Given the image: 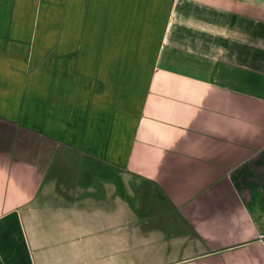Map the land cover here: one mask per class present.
<instances>
[{
  "label": "crops",
  "instance_id": "0c3cea01",
  "mask_svg": "<svg viewBox=\"0 0 264 264\" xmlns=\"http://www.w3.org/2000/svg\"><path fill=\"white\" fill-rule=\"evenodd\" d=\"M0 264H264V0H0Z\"/></svg>",
  "mask_w": 264,
  "mask_h": 264
},
{
  "label": "rangeland",
  "instance_id": "374dc122",
  "mask_svg": "<svg viewBox=\"0 0 264 264\" xmlns=\"http://www.w3.org/2000/svg\"><path fill=\"white\" fill-rule=\"evenodd\" d=\"M150 222H151V221H149V222H147V223H150ZM145 242H149V241H143L142 243L145 244ZM146 244H147V243H146ZM145 249H146V245H145ZM151 262H153V261H149V260H148V263H151Z\"/></svg>",
  "mask_w": 264,
  "mask_h": 264
}]
</instances>
